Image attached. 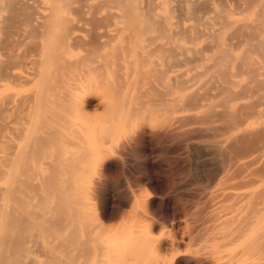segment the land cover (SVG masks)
<instances>
[{"label": "bare ground", "instance_id": "1", "mask_svg": "<svg viewBox=\"0 0 264 264\" xmlns=\"http://www.w3.org/2000/svg\"><path fill=\"white\" fill-rule=\"evenodd\" d=\"M151 54L197 69L183 83L188 108L229 128L252 121L232 136V152L264 143V0H0V264H142L147 240L102 233L80 180L94 151L85 149L89 129L94 147L104 144L111 111L164 101L151 85L163 73ZM105 74L115 106L89 97ZM132 82L140 86L124 94ZM93 106L103 121L95 128L83 122ZM237 197L215 226L216 264H248L260 244L247 235L264 203L254 192Z\"/></svg>", "mask_w": 264, "mask_h": 264}, {"label": "rangeland", "instance_id": "2", "mask_svg": "<svg viewBox=\"0 0 264 264\" xmlns=\"http://www.w3.org/2000/svg\"><path fill=\"white\" fill-rule=\"evenodd\" d=\"M120 58L132 68L140 65L133 54ZM150 60L153 70H163L151 78V85L155 93L164 91V101L158 100L150 111L140 106L138 114L128 115L126 107L111 111L105 124L111 135L97 147L89 138L93 131L88 130L84 148L94 151L80 180L90 186L85 197L102 233L104 228L105 234L118 232L134 245L147 240L142 264H216L222 254L211 244L222 225L215 226L225 212L239 206L236 194L254 192L264 203V176L255 174L264 165V143L246 154L232 152V136L244 127L251 128L252 121L229 128L222 117L210 115L204 107L188 108L181 100L183 83L193 78L197 69L184 61H164L160 54H151ZM110 83L105 74L89 96L93 105L98 99L116 105L119 98ZM135 84L125 86L123 93L127 95ZM85 111L86 125H102L100 107ZM246 177L256 180L243 186ZM254 227L247 236L260 244L252 247L248 264H264V209ZM167 243L171 247L165 246Z\"/></svg>", "mask_w": 264, "mask_h": 264}]
</instances>
